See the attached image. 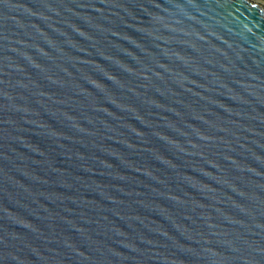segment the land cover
<instances>
[{
	"label": "water",
	"instance_id": "1",
	"mask_svg": "<svg viewBox=\"0 0 264 264\" xmlns=\"http://www.w3.org/2000/svg\"><path fill=\"white\" fill-rule=\"evenodd\" d=\"M0 264H264V6L0 0Z\"/></svg>",
	"mask_w": 264,
	"mask_h": 264
},
{
	"label": "rangeland",
	"instance_id": "2",
	"mask_svg": "<svg viewBox=\"0 0 264 264\" xmlns=\"http://www.w3.org/2000/svg\"><path fill=\"white\" fill-rule=\"evenodd\" d=\"M255 1L261 2L264 6V0H255Z\"/></svg>",
	"mask_w": 264,
	"mask_h": 264
}]
</instances>
